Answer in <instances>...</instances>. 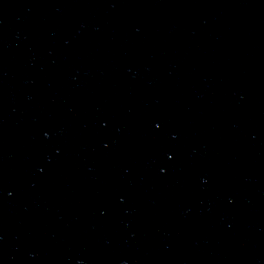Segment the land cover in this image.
<instances>
[{"label":"water","instance_id":"95a60500","mask_svg":"<svg viewBox=\"0 0 264 264\" xmlns=\"http://www.w3.org/2000/svg\"><path fill=\"white\" fill-rule=\"evenodd\" d=\"M0 185L264 234V0H0Z\"/></svg>","mask_w":264,"mask_h":264}]
</instances>
